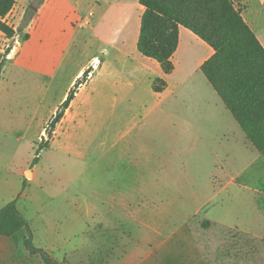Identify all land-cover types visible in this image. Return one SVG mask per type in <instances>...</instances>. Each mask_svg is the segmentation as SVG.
Instances as JSON below:
<instances>
[{"label":"rangeland","instance_id":"obj_1","mask_svg":"<svg viewBox=\"0 0 264 264\" xmlns=\"http://www.w3.org/2000/svg\"><path fill=\"white\" fill-rule=\"evenodd\" d=\"M95 1L16 0L6 17L15 36L0 33V62L25 63L21 82L27 92L31 79L37 82L45 117L35 150L45 145L55 162L51 152L63 147L65 164L59 160L56 170L60 185L70 187L71 198L89 211L85 242L60 263L121 264L135 250L132 233L145 206L151 226L170 231L194 212L186 224L205 264H264V157L244 141L229 114L223 120L227 126L213 123L211 88L201 73L187 78L200 50L187 49L185 37L174 58L176 72L165 77L132 41H118L115 48L113 42L123 34L114 37V13ZM244 1L245 17L262 29L257 35L264 45V0ZM13 62L6 91L0 87L1 119L15 108ZM159 74L168 83L162 94L151 88ZM70 93L72 110L66 109L52 129L49 120ZM123 193L131 205L126 212H114L111 197ZM159 240L163 246L156 252L161 253L169 244L164 235Z\"/></svg>","mask_w":264,"mask_h":264},{"label":"crops","instance_id":"obj_2","mask_svg":"<svg viewBox=\"0 0 264 264\" xmlns=\"http://www.w3.org/2000/svg\"><path fill=\"white\" fill-rule=\"evenodd\" d=\"M231 1L241 10L243 20L264 47L257 35V31H262V29L255 21L250 20L247 16L245 17V12L247 10L245 1ZM95 3H97V5L103 4L105 11L110 15L114 13L110 18L113 22H117V24H115L116 29L113 32L114 37L123 34L122 37H118V39L113 42L115 48L117 47L118 41H120V43L124 42L125 45L129 41H132V44L136 45L140 31V18L144 11L139 0H98L95 1ZM102 20L103 22L99 23L100 25L106 23L104 19ZM113 26L114 24L111 25V28H113ZM185 37L187 49L191 50L195 46L200 50L199 55L195 57L197 61L196 66L191 69V72L188 74L189 76L187 78H190L197 73L202 74L200 70L202 64L208 60L214 52L209 45L195 36L191 31L184 27H179L177 49L171 58L174 66L172 73L176 72L174 58L180 52ZM100 41L102 42V39ZM101 47V50L105 49L104 45ZM24 52L25 50L22 49L20 55ZM11 61H15L12 63L13 66L11 67V71L15 70L16 73V78L11 84V93L14 94L13 99L15 108L10 111L7 110V115H4L3 119H1L2 115H0V210L7 204L14 203L17 211L30 228L33 246L43 250L58 262H62L65 256L69 255L71 250L75 249V246L85 242L83 238L86 228L85 213L89 211L87 210V206L81 205L78 198H71L69 192L70 187L65 189L60 185L62 177H60L61 175L56 170L60 168L58 164L59 160L61 165L65 164L62 152L63 147L51 152L52 154L56 153L55 162L54 159H49L47 155L49 154V148L41 150L39 154L37 150H35L37 148V135L39 129L44 124L45 115L42 110L39 109V95L36 91L38 90L36 79H31L29 83V92L26 90L27 84L25 88L21 82V71L25 69V63L17 59H7L0 72V87H3L6 91V74L9 62ZM147 61L153 62L154 60L146 58V62ZM101 65L102 63L99 66ZM49 68V74H51L53 64L49 65ZM80 73L75 76L74 80L80 76ZM163 75L165 77L167 76L164 73ZM202 76L204 77L203 74ZM158 77L159 78L156 79H162L160 78V74ZM164 81L168 86L167 81ZM86 85L87 84L81 85L79 92L83 90ZM209 87L211 88L210 85ZM32 89H34V92H32ZM164 90L156 94H162ZM211 91V102L209 100L208 102L209 104L211 103V115L213 118L215 116V121H213V123L223 128L227 126L224 125L223 120H227V114L230 115V113L226 110L223 102L212 88ZM71 103L67 108L69 110H72ZM39 113L43 118L39 119ZM236 125L238 126L237 123ZM17 131L20 134L19 137H15L18 134L15 133ZM241 133L243 134L242 131ZM243 136L244 141L248 142L244 134ZM110 205L114 212H126L131 205V201H129L127 193L120 194L118 197H115L113 194ZM97 211L98 208L95 209V212ZM165 211L167 212V210ZM140 212L141 221L138 224L139 228L135 229L132 233L136 240L135 250L132 251L121 264H205V259L200 252L199 245L186 224V220L194 214V212L186 215L180 222L175 223L176 227L171 231L168 228H164L163 230L162 228L159 229L155 226H151L149 222V207H141ZM221 222L225 224L223 221ZM162 235L165 236L167 240L166 244L168 243L169 246L160 253L156 251H158V247L163 246L161 243L163 240H159ZM76 236H80V239L79 242L75 244L73 239H75ZM26 238L27 234L24 229L10 236L0 235V264H44L39 255H32L26 249ZM150 244L154 246L153 250L150 249ZM176 245L179 247V250L175 249L174 246ZM184 249H186V252L183 251Z\"/></svg>","mask_w":264,"mask_h":264},{"label":"trees","instance_id":"obj_3","mask_svg":"<svg viewBox=\"0 0 264 264\" xmlns=\"http://www.w3.org/2000/svg\"><path fill=\"white\" fill-rule=\"evenodd\" d=\"M16 0H0V33L7 39L15 29L6 22ZM144 11L140 18L137 51L157 62L164 74L172 73L171 61L178 45L179 27H184L209 45L213 55L200 70L219 96L226 110L255 151L264 157V47L245 23L241 10L231 0H139ZM3 63L0 62V72ZM83 81L87 71L83 72ZM79 81L77 85H80ZM166 82L155 79V93L166 88ZM70 93L50 120L53 129L73 101ZM39 145L37 153L44 149ZM24 229L25 247L39 255L44 264H61L32 244V234L14 203L0 210V235L10 236Z\"/></svg>","mask_w":264,"mask_h":264}]
</instances>
